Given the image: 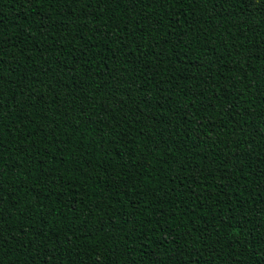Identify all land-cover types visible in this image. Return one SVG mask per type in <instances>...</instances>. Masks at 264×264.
<instances>
[{"label": "trees", "instance_id": "trees-1", "mask_svg": "<svg viewBox=\"0 0 264 264\" xmlns=\"http://www.w3.org/2000/svg\"><path fill=\"white\" fill-rule=\"evenodd\" d=\"M0 264H264V0H0Z\"/></svg>", "mask_w": 264, "mask_h": 264}]
</instances>
